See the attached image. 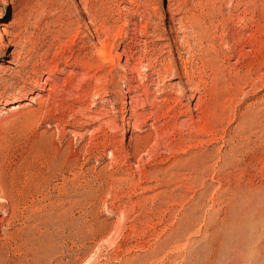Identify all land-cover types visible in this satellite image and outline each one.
Masks as SVG:
<instances>
[{
  "label": "rangeland",
  "instance_id": "374dc122",
  "mask_svg": "<svg viewBox=\"0 0 264 264\" xmlns=\"http://www.w3.org/2000/svg\"><path fill=\"white\" fill-rule=\"evenodd\" d=\"M256 22L264 0H0V264H264V38H244ZM105 42L113 63L98 59ZM164 68L150 102L174 85L187 123L217 99V133L171 128L125 158L128 79ZM144 121L140 134L163 125Z\"/></svg>",
  "mask_w": 264,
  "mask_h": 264
},
{
  "label": "bare ground",
  "instance_id": "6f19581e",
  "mask_svg": "<svg viewBox=\"0 0 264 264\" xmlns=\"http://www.w3.org/2000/svg\"><path fill=\"white\" fill-rule=\"evenodd\" d=\"M167 12L168 13L171 12L170 8L167 9ZM168 20H169L170 23H173L174 18L172 16H170ZM179 21H180L179 26L180 27H183L182 20L180 19ZM181 24H182V26H181ZM246 27H247V25H246ZM247 29H248V32L246 34H244V38L250 44L252 43L253 45H255V44L257 45V44H260L263 41V38H264V26H262L260 23H257L255 25H252V26L248 27ZM9 45H8V43L6 41H4L3 48L9 47ZM124 52L125 51L122 50V53H124ZM97 56H98V59H104L106 62H112L113 61L112 52L108 49V46H107V43L106 42L101 45L100 50L98 51V55ZM123 65H124L125 68H127L128 67V60H125ZM170 66H172V65H170ZM169 69L171 70V68H166L163 71L162 70L161 71H159V70L158 71H154V70L153 71H148V72H151V74H147L146 76H141L143 78L141 82L138 81L139 79L137 80V78L134 79V78L131 77V78L128 79V82H127V93L126 94H127V99L129 100V104H130V108H131V110H130V113L131 114L129 115L130 118L128 119V123H127V126H126L127 129H126L125 134H128L129 135L128 136V140H127V142H128V146L127 147L131 149V152L125 158L128 157L129 159L136 160L135 158L138 155L140 156L141 153L142 154L143 153H148L149 150L152 148V146L155 144V142H157L156 139H157V136H158L157 135L158 132H159V135L160 134L162 135L165 131L166 132H169V130L171 128L175 130V129H178L180 127L181 128H185V129H188V128L191 129V127H192V128H195V131H200L202 133H210L212 135V134H214L216 132V129L218 128L219 122L222 119L221 118L222 111L221 110H218V107H217L218 105L216 104V102H218V101H216L217 99L216 100L214 99L215 101L212 100L214 102H211V100H210V104L207 105L204 109L202 108V104H200V103L195 104L194 105L193 112L197 113V115H199L200 117H199L198 121L195 122L194 119H193V117L190 116V118H187V120L189 119L188 122L186 121L187 123H185L183 121L180 122L179 119H180L181 116H187V115L191 114V112H189V104L182 105V103L180 101H177V103L175 104V106H173V105H172V107L170 106L172 100H170L171 98L169 99L167 96H169V95H171L173 93V91H174V85H172V86L170 85L169 86L171 88V91L173 89L172 93H170V91H169L170 89H169L168 90L169 92H167V93L164 94L165 96L158 95V97H161V98H157L156 100H153V102H150V98H151V95H152V93L150 91V86L151 85L147 84V82H150L151 81L150 83H153L152 80H151L152 79V75L157 76L158 77L157 81H159L161 83V85H159V84L157 85L158 87H160L159 88V93H162L163 94V91L161 90V88L162 87L164 88L165 82H166L165 80H168L166 78H167L168 73H170ZM138 73L140 75V72H138ZM188 77H189V75H188ZM47 88H49V85L46 82H43L42 84H40V87L38 88V91L34 92V95L33 96H30L29 97V102L31 104H35V105L37 103H39V102H42L45 99L44 93L46 92V89ZM175 89H177V88H175ZM173 94H175V96H177L176 93H173ZM155 97H153V98H155ZM35 98H37V99L35 100ZM199 98H201V97H199ZM18 99H20V98H14V100L17 101V102H18ZM179 100H181V99H179ZM146 103H149V104L151 103V106L150 107H152V109L150 110L151 113H149V115H146V114L142 113V111H143ZM204 103L205 102H203V105H204ZM158 104H160V105H158ZM26 105L27 104H25V106ZM185 107L187 108V110L185 112H183L184 111L183 109ZM84 111H86V112H84L85 113L84 116H85V119L86 120L99 119V117L102 116V114H101V112L99 110H93L92 111V110H86L85 109ZM84 116H83V118H84ZM101 118H103V117H101ZM146 118L147 119L153 118V121H155V122L162 121L163 125H161L162 127H159L158 129L155 130L156 131L155 134H153L151 130H145L143 134H140L141 132H143L142 129L146 125V121H144ZM106 124L108 126L111 124L112 125V128H115V129H112V130H116L117 129V127L114 126V124H113L112 121L107 122ZM190 129H188V130H190ZM176 132H177V130H176ZM163 135H165V134H163ZM105 140H103V141H105ZM104 147H105V149L106 148L107 149L111 148V150L109 151V158L112 161L118 158L117 156L119 155L120 152H119V150L117 148H112L110 146V143H108L107 145H104ZM123 160H125V159H123ZM203 165H204V162L203 161H200L199 163H196V164L191 165L188 170L191 171L196 177H199L201 175L200 168ZM2 201H3V198L0 197V202H2ZM2 220H3V218L0 219V222H2Z\"/></svg>",
  "mask_w": 264,
  "mask_h": 264
}]
</instances>
